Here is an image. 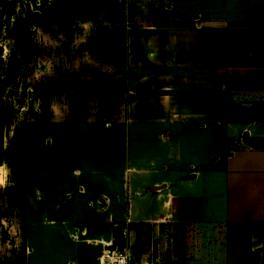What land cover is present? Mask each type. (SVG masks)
Listing matches in <instances>:
<instances>
[{
  "label": "rangeland",
  "instance_id": "1",
  "mask_svg": "<svg viewBox=\"0 0 264 264\" xmlns=\"http://www.w3.org/2000/svg\"><path fill=\"white\" fill-rule=\"evenodd\" d=\"M205 4L0 0V264L37 261L24 212L35 191L32 173H45L51 161L54 173H74L61 141L76 144L78 129L91 137L95 125L126 122L131 101L146 105L142 91L149 84L195 89L199 73L211 71L214 116L230 103L231 118L264 119V25L208 17ZM146 227H136L134 264L178 263L172 233L164 243L171 252L158 256L141 239ZM248 255L245 264H255ZM220 258L214 264H225ZM71 261L66 254L63 264Z\"/></svg>",
  "mask_w": 264,
  "mask_h": 264
},
{
  "label": "crops",
  "instance_id": "2",
  "mask_svg": "<svg viewBox=\"0 0 264 264\" xmlns=\"http://www.w3.org/2000/svg\"><path fill=\"white\" fill-rule=\"evenodd\" d=\"M204 3L208 17L264 25V0ZM198 76L195 89L149 84L146 105L131 101L126 122L61 141L75 170L54 173L51 161L32 173L24 210L31 257L63 264L70 253L68 264H102L108 253L136 256V227L147 225L141 239L158 256L171 252L170 233L177 239L176 264H245L258 251L264 264V119L231 118L230 103L214 116L213 74ZM183 93L193 96L175 103Z\"/></svg>",
  "mask_w": 264,
  "mask_h": 264
},
{
  "label": "built area",
  "instance_id": "3",
  "mask_svg": "<svg viewBox=\"0 0 264 264\" xmlns=\"http://www.w3.org/2000/svg\"><path fill=\"white\" fill-rule=\"evenodd\" d=\"M134 257L135 254L131 253L125 255H111L108 253L102 257V264H129L130 259Z\"/></svg>",
  "mask_w": 264,
  "mask_h": 264
},
{
  "label": "trees",
  "instance_id": "4",
  "mask_svg": "<svg viewBox=\"0 0 264 264\" xmlns=\"http://www.w3.org/2000/svg\"><path fill=\"white\" fill-rule=\"evenodd\" d=\"M260 252L258 251L257 252V255H256V257H255V264H259V262H260Z\"/></svg>",
  "mask_w": 264,
  "mask_h": 264
},
{
  "label": "water",
  "instance_id": "5",
  "mask_svg": "<svg viewBox=\"0 0 264 264\" xmlns=\"http://www.w3.org/2000/svg\"><path fill=\"white\" fill-rule=\"evenodd\" d=\"M5 52V47L3 45L0 44V53ZM208 75H210V73H208ZM161 188V187H159Z\"/></svg>",
  "mask_w": 264,
  "mask_h": 264
}]
</instances>
